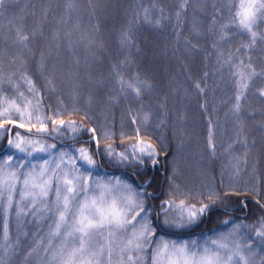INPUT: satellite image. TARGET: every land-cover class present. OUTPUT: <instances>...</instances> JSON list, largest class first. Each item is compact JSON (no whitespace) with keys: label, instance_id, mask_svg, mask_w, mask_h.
<instances>
[{"label":"trees","instance_id":"16d2710c","mask_svg":"<svg viewBox=\"0 0 264 264\" xmlns=\"http://www.w3.org/2000/svg\"><path fill=\"white\" fill-rule=\"evenodd\" d=\"M182 3L20 0L17 4L10 0L0 18V112L8 108L0 116L6 127L0 130V156L8 141L17 138L16 133L73 154L85 147L96 161L94 167H84L92 175L116 176L145 195L157 236L184 240L244 223L255 246L264 248V236L256 235L258 222L264 220V39L258 34L251 47H244L251 36L232 29L224 30L221 39V24L228 18L226 0H188L181 9ZM145 9L151 23L144 19ZM14 14L22 17L27 32H36L27 48L16 45L14 32L9 30L8 19ZM259 31L264 32V27ZM124 33L129 36L127 41L122 39ZM253 70L255 75L247 80L248 88L237 101L239 77L234 73L247 75ZM117 71L125 80L138 77L149 86L142 85L140 96L131 90L122 92ZM25 74L33 81L35 93L28 90ZM5 98L26 105L23 116L4 103ZM37 100L41 120L54 112L61 114L55 125L44 121L49 130L59 128L61 119L66 125L75 122L77 130L63 128L49 136L38 132L37 124L29 132L36 116L29 119L28 113L34 111ZM237 103L238 113L234 111ZM4 117L23 127L5 122ZM195 122L203 129V145L210 159L227 153L237 156L245 161L238 166L250 176L249 182L238 192L225 193L219 186V199L195 223L183 229L165 228L160 205L169 198L179 127ZM141 139L155 147V164L147 157L145 164L120 163L105 154L109 145L119 151ZM4 218L0 207V264H48L50 255L33 252V248L41 238L46 242L52 221L29 214L23 223H16L20 231L14 233L16 224L9 212L5 239ZM226 220L230 223L225 224Z\"/></svg>","mask_w":264,"mask_h":264},{"label":"snow or ice","instance_id":"6c2138e0","mask_svg":"<svg viewBox=\"0 0 264 264\" xmlns=\"http://www.w3.org/2000/svg\"><path fill=\"white\" fill-rule=\"evenodd\" d=\"M9 2L10 0H0V18L4 17ZM15 3L19 4L20 0H15ZM187 3L188 0H183L181 9ZM226 6L228 18L227 23L221 24V39L225 37L226 29L250 35L251 41L247 45H242L244 47H251L258 34L264 39V32L259 31L264 27V0H238V3L237 0H226ZM219 10L223 11L222 8ZM147 12L145 9L144 19L151 23ZM176 15L179 18L180 12ZM215 20L214 15L213 23ZM8 23L11 26L9 30L14 32L15 44L27 48L28 42L36 32H27L22 24V17L15 14L8 19ZM156 24H159L158 20ZM122 39L127 41L128 34L124 33ZM247 67L251 68V65ZM234 75L239 77L236 80L238 88L236 100L239 101L244 95V90L248 88L247 80L255 75V71L247 75L244 71H238ZM116 76L122 92L131 90L136 96H140L142 85L149 86L146 82L139 81L138 77L125 80L119 71L116 72ZM23 80L29 86L28 90L35 93L33 81L26 74ZM196 88L204 91L199 83L196 84ZM261 94L264 95V91ZM23 95V92H19V96ZM3 102L23 116L26 105L18 104L17 100L12 98H5ZM7 111L8 108H5L0 112V116H4ZM39 111L40 102L37 100L34 111L28 113L29 119L33 115L36 116V123L31 124L29 132L36 128L37 124H39L37 131L47 133L49 136L63 128L77 130L75 122L66 125L62 119L59 120V128L49 130L44 121L51 120L55 125L61 114L54 112L52 117L46 115L41 120ZM234 111L237 113L240 111L239 103L234 105ZM4 119L5 122L15 123L11 117ZM147 119L145 116V120ZM17 126L23 127V124ZM91 131L95 133L96 129L93 128ZM15 135L17 140H9L8 145L25 154L27 159L9 155L0 162V207L7 214L9 210L14 209L15 198L14 210L17 217L31 214L52 221L48 225L46 242L41 238L40 243L33 248V252L43 251L50 255L51 260L48 264H248L239 244L232 242L234 246H230L229 237L233 232L209 236L203 244L195 239L178 242L157 236L152 213L145 206L146 197L143 193L121 180H116L115 183L91 180V171L79 170L77 159L86 161L88 166L94 167L96 164L94 155L90 154L87 148L81 147L78 150V157L62 152L57 161L48 159L51 155L49 148H54L55 145L45 147L40 143V138L25 141L19 133ZM25 142L38 147L33 146L31 150L21 147ZM210 146L214 149L211 141ZM34 153L43 156L42 161L32 163L31 161L36 158ZM105 154L120 163L136 164H145L146 157L155 164L157 161L153 157L158 155L153 144L145 143L142 139L125 145L119 151L109 145L105 148ZM66 156L72 161L71 167L64 159ZM217 199L218 195L210 192L205 199L193 204L187 194L175 188L169 198L160 205L162 227L183 229L190 226L209 211ZM224 223L230 222L226 220ZM258 223L259 230L256 231V235L264 236V220ZM4 235L7 239V223ZM53 241H57V244L54 245ZM41 244L45 246L41 248Z\"/></svg>","mask_w":264,"mask_h":264},{"label":"rangeland","instance_id":"374dc122","mask_svg":"<svg viewBox=\"0 0 264 264\" xmlns=\"http://www.w3.org/2000/svg\"><path fill=\"white\" fill-rule=\"evenodd\" d=\"M197 124L198 123L195 122V124H184L179 127L181 131L178 132L179 137L176 139L177 142L175 143L176 160L173 166V170L170 174L171 178L168 181L169 196L175 188H179L180 191L189 196L191 203L195 204L198 200L205 199L210 192H214L218 195L220 193H218L219 186L223 189V191H225V193L229 191L238 192L239 189H244L245 185L249 182L248 178L250 176L244 175V173L241 172V167H239L238 165H245V161L238 159L237 156H232L229 153L220 156V158L219 156H217L216 158H213L211 160L209 157L208 149L203 145V129L200 125ZM2 125L4 124L0 122V126ZM14 125L18 124L14 123ZM68 130L72 131L71 129ZM23 139L27 141L26 137H23ZM16 140L17 138L13 139V141ZM33 146L37 145H30L26 142L21 144V147L27 148L28 150H31ZM47 146L48 145H45V147ZM5 150L1 152L0 162H2V160L9 155L27 159L25 154L20 153L19 150L14 147L10 148L9 145H7ZM49 152L51 153V155L48 157V159H56L57 161H59L60 153L62 152L68 153L69 155L73 154L70 150L64 149L49 148ZM34 156L36 158L31 161L32 163H38L43 159V156H37L35 153ZM75 156L78 157L79 152L75 154ZM64 159L67 161L68 166L71 167L72 161L69 160L67 156ZM76 164L81 172L89 171L84 168L85 166L90 167L87 165L86 161L77 159ZM90 179L102 182L111 181L113 183H115L116 180H121L116 176L106 175L105 173L101 175L93 173ZM15 204L16 199L14 198V209ZM14 209L7 212L6 218L3 219L4 226L5 223H7L8 225V221L10 220V218H7L9 212H11V214L13 215V218H11L13 226L16 223H23L25 216L22 215L20 217H17ZM17 224L14 227V233H18L20 231ZM229 232H233V235L229 237L230 246H234L232 242L238 243L241 253L248 260V264H264V248L261 246H255V244L252 242L254 240L250 239V237L248 236V227L244 223L240 226H238L237 223L232 224L220 233L215 231L211 234H205L202 237L176 241H190L195 239L198 243L203 244L204 240L209 236H219L221 234H227ZM162 237L167 240H175L164 236ZM251 237L257 238L256 235H253ZM256 244L258 245V241L256 242ZM249 245L251 247H248Z\"/></svg>","mask_w":264,"mask_h":264},{"label":"bare ground","instance_id":"6f19581e","mask_svg":"<svg viewBox=\"0 0 264 264\" xmlns=\"http://www.w3.org/2000/svg\"><path fill=\"white\" fill-rule=\"evenodd\" d=\"M2 129H6V127L4 125L0 126V130H2Z\"/></svg>","mask_w":264,"mask_h":264}]
</instances>
